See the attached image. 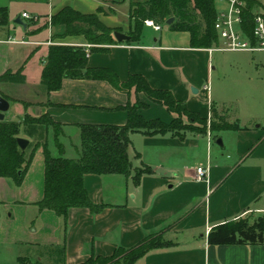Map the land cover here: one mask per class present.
Listing matches in <instances>:
<instances>
[{
	"label": "crops",
	"instance_id": "obj_1",
	"mask_svg": "<svg viewBox=\"0 0 264 264\" xmlns=\"http://www.w3.org/2000/svg\"><path fill=\"white\" fill-rule=\"evenodd\" d=\"M110 1L0 0V6L9 9V25L0 27V76L22 67L16 55L19 47L25 48L26 62L29 61L23 70L26 82L11 84L26 87L24 96L14 97L8 92L7 83L0 84V92L11 100L5 120L21 121L26 114L39 118L49 113L54 122L62 125L60 141L65 157L72 131L79 135V126L83 124L124 126L128 113L123 108L128 101L136 99L134 91L127 95L104 81L66 79L61 90L50 95L41 84L50 46L90 47L81 37L53 39L61 29L50 26L52 16L68 6L83 14L97 13L100 6ZM131 1L125 11L128 19ZM22 5L34 9L35 20L23 18L29 12L19 10ZM123 5H114V14H99L100 20L108 27L124 29L113 18L120 15ZM19 18L24 25L17 23ZM129 25H125V34L130 30ZM161 28L156 31L146 26L138 43H122L110 46L105 53H89L88 66L110 69L121 82H127L131 75H141L153 89L170 91L189 111L209 122L214 105L219 116L230 124H238L241 130L187 132L183 138L173 134L131 135L130 156L139 155V166L133 164V173L128 178L86 175L84 184L91 200L107 208L100 214L72 209L66 232L61 217L37 206L44 197L45 186V158L40 149L21 186L0 178V248H26L28 256L18 259L31 264H55L50 251L65 244L66 264H83L92 255L110 257L118 248L131 249L161 234L172 245L148 253L136 264H264V235L262 242L254 244L217 246L209 242L210 232L218 226L239 220L254 224L264 218V125H241L237 117L232 119L223 107L210 101L205 79L211 74L214 52L192 48L187 32H175L163 25ZM20 30L21 40L16 38ZM27 86H32L30 92ZM203 91L208 95L204 112L194 107L200 100L195 95ZM139 99L148 106L142 111L147 120L160 119L168 124L173 121L165 108L153 104L144 94ZM48 103L51 105L47 106ZM219 139L222 145L217 143ZM27 140L30 144L34 142ZM49 141L52 154L59 156L52 128ZM204 149L205 162L197 163L193 153ZM146 150L157 157L149 158ZM145 166L152 172L144 174L136 185L135 170ZM198 168L207 171L204 180L197 179Z\"/></svg>",
	"mask_w": 264,
	"mask_h": 264
},
{
	"label": "trees",
	"instance_id": "obj_2",
	"mask_svg": "<svg viewBox=\"0 0 264 264\" xmlns=\"http://www.w3.org/2000/svg\"><path fill=\"white\" fill-rule=\"evenodd\" d=\"M127 0H111L113 5H121ZM217 0H144L130 3V30L128 35L131 43L141 41L147 21L167 26L175 32H187L191 37V47L195 49H211L220 44L216 31ZM245 12L244 19L251 22L252 6ZM110 13L115 11L110 9ZM99 14L108 15L103 6L97 13L83 14L68 6L52 16L50 26L61 29L54 38L81 37L87 47L70 45H52L49 48L41 76V84L47 87L48 94L61 90L66 79L104 81L116 90L130 95L134 91L136 99L128 101L123 110L128 113V122L124 126L91 125L79 126L81 133V151L78 159H68L64 154V146L60 141L63 135L62 125L53 121L49 113L41 117L26 114L21 121H0V178L10 179L15 185L21 186L32 165L38 150H42L45 158L44 197L37 203L41 211L55 212L64 221L65 232L68 228L69 213L72 209H88L92 214H100L107 206L94 203L85 188L86 175H122L130 177L133 163L130 156L132 149L131 135L141 133L147 137L173 134L183 138L187 132L206 134L211 132H234L241 130L238 124H230L218 115L212 105L211 122L203 119L198 113L189 111L187 106L178 101L170 91L155 90L141 75H131L127 82H121L110 69L91 68L88 66L89 53L108 52L110 46L119 45L115 32L120 28H111L99 18ZM9 25V9L0 6V27ZM253 26L246 32L252 37ZM22 66L17 72L8 71L0 76V84H24L26 76ZM144 94L153 104L159 105L173 116L171 123L160 119L147 120L142 111L148 106L142 103L139 95ZM0 95L11 100L0 92ZM51 104L48 103L47 106ZM54 131V141L60 155L54 156L50 150L49 131ZM33 139L26 151L18 144L19 138ZM29 148H32L28 154ZM139 155H136L138 158ZM148 167L135 170L133 180L136 185L144 174H150ZM264 235V218L254 224L248 220H239L218 226L209 234L211 245H231L262 242ZM172 243L163 235L147 238L131 249L118 248L110 257L92 255L83 264H136L148 253L168 248ZM50 255L55 264H66L65 244L53 248ZM17 264H31L26 259H18Z\"/></svg>",
	"mask_w": 264,
	"mask_h": 264
},
{
	"label": "rangeland",
	"instance_id": "obj_3",
	"mask_svg": "<svg viewBox=\"0 0 264 264\" xmlns=\"http://www.w3.org/2000/svg\"><path fill=\"white\" fill-rule=\"evenodd\" d=\"M129 2L130 0H127L125 5L121 7L120 15L113 17L115 24L124 28H120L122 33L127 32L125 25H129L130 22L128 15L125 14V11L129 8ZM113 6V4L108 2L107 5L104 6V9L110 14V9H112ZM216 7L218 11L226 9V5L220 1L216 2ZM23 9L28 10L31 17L29 20L36 19L34 9H31L26 5L20 6L19 10ZM16 38L19 40L22 39V30H20V33ZM16 42L20 43V41ZM18 49L16 55L18 56V60L21 59L22 61L21 66L25 67L29 62H26V60H28L27 53L25 52L24 47H19ZM211 58V74L205 79V84L209 88L210 101H214L219 107H223L232 119L237 117L241 125L247 123H260L264 125V52L247 53L216 51L212 53ZM35 61L40 64L39 59ZM7 87L10 89L8 92L14 97H22L25 94L24 90L26 87L11 84H8ZM27 87V92H30L32 86ZM195 97L200 98V100L194 107L204 112L208 107L207 93L203 91L201 94L195 95ZM71 137V142L67 147L68 153L66 157L78 159L81 151L80 133L77 135L75 131H72ZM138 148L141 149V145H138ZM205 150L206 149L201 153L197 151L193 153V158H195L197 163L200 161L205 162ZM145 153L149 158L154 159L157 157L155 153L150 152V150H146ZM227 155L228 153L226 156ZM131 158L134 166H139L140 162L138 161V158H135L134 156ZM28 253V249L22 247H2L0 248V264H17V259L19 257L28 256ZM43 264H47V262H43Z\"/></svg>",
	"mask_w": 264,
	"mask_h": 264
},
{
	"label": "built area",
	"instance_id": "obj_4",
	"mask_svg": "<svg viewBox=\"0 0 264 264\" xmlns=\"http://www.w3.org/2000/svg\"><path fill=\"white\" fill-rule=\"evenodd\" d=\"M226 5V9L218 11L215 28L220 37V44L209 49L210 52H264V0H217ZM252 6L251 22L244 19L245 12ZM23 18L31 19L27 13ZM253 26L252 37L246 32ZM146 26L161 31V26L153 21H147ZM207 171L197 169V179L204 180Z\"/></svg>",
	"mask_w": 264,
	"mask_h": 264
},
{
	"label": "water",
	"instance_id": "obj_5",
	"mask_svg": "<svg viewBox=\"0 0 264 264\" xmlns=\"http://www.w3.org/2000/svg\"><path fill=\"white\" fill-rule=\"evenodd\" d=\"M174 22V18L170 19L167 22V25H171ZM17 23H19L20 25H24V23L22 22L21 18L17 19ZM114 37L116 39L117 42L119 43H127L130 42L131 37L125 33L122 32H115ZM194 93H197L196 89H193ZM10 109V102L5 99L3 96L0 95V121H4L5 120V114L9 111ZM219 145H222V140L219 139L217 142ZM18 144L19 147L21 148V150L24 152L27 150L30 141L25 139V138H19L18 139Z\"/></svg>",
	"mask_w": 264,
	"mask_h": 264
}]
</instances>
